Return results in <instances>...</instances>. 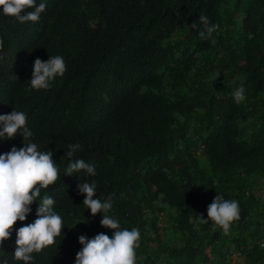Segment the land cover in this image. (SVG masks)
I'll return each mask as SVG.
<instances>
[{
  "label": "trees",
  "instance_id": "trees-1",
  "mask_svg": "<svg viewBox=\"0 0 264 264\" xmlns=\"http://www.w3.org/2000/svg\"><path fill=\"white\" fill-rule=\"evenodd\" d=\"M38 22L0 8V115H27L33 135L0 138V154L35 143L52 151L60 179L2 245L16 261V229L45 195L64 228L32 264H75L81 235L109 236L83 206L78 184L95 183L121 228L141 233L136 264H264V0H37ZM219 25L209 39L200 16ZM196 27H191L193 24ZM215 40V44L212 40ZM62 56L63 77L30 85L35 59ZM245 88L236 103L233 92ZM71 159L95 167L65 174ZM217 195L239 203L230 234L207 219Z\"/></svg>",
  "mask_w": 264,
  "mask_h": 264
},
{
  "label": "clouds",
  "instance_id": "clouds-1",
  "mask_svg": "<svg viewBox=\"0 0 264 264\" xmlns=\"http://www.w3.org/2000/svg\"><path fill=\"white\" fill-rule=\"evenodd\" d=\"M0 8L4 15L15 18L21 23L38 22L46 10V3L37 0H0ZM204 30L198 33L201 39H209L217 31L219 25L210 24L208 17L200 16ZM191 27L195 28L194 23ZM215 44V40H212ZM4 41L0 38V59L3 58ZM67 65L62 56L49 57L47 61L35 59L30 85L35 90L49 89L51 82L58 76L63 77ZM236 103L246 99L245 88L241 85L233 92ZM20 132L23 142L32 137V131L27 127V115L22 111L13 110L10 114L0 115V138L14 139ZM24 147L15 146L7 153L0 154V252L2 245L11 238L14 225L24 222L31 213V205L40 197L41 189H47L60 179L59 168L53 159L52 151H41L35 143H24ZM80 145H69L66 158L71 159ZM85 170L95 175V167L83 159H71L65 169V174L71 176ZM97 185L84 182L78 184L77 190L84 194L83 206L90 209L92 216L102 214V227L113 230L111 236L99 233L89 239L81 235L82 245L77 252L75 264H136L137 249L140 247L141 233L138 228L122 229L119 221L109 215L113 202L111 196L105 201L96 196ZM55 200L45 195L40 199L36 210V219L32 223L16 229L15 251L16 261L32 264L33 253H39L55 243V238L61 236L64 228L62 217L54 210ZM202 222L212 221L222 229L223 234H230L233 222L240 219L239 203L236 200H226L221 195L214 197L207 207V219L199 215Z\"/></svg>",
  "mask_w": 264,
  "mask_h": 264
},
{
  "label": "rangeland",
  "instance_id": "rangeland-1",
  "mask_svg": "<svg viewBox=\"0 0 264 264\" xmlns=\"http://www.w3.org/2000/svg\"><path fill=\"white\" fill-rule=\"evenodd\" d=\"M231 261H232V264H241L242 260L240 258H238L237 254H233Z\"/></svg>",
  "mask_w": 264,
  "mask_h": 264
}]
</instances>
